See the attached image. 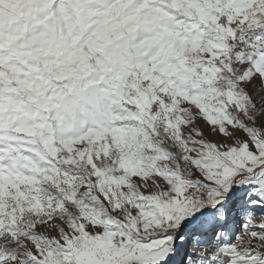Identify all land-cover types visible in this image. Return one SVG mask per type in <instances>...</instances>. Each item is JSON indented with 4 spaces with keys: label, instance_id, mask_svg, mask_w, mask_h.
Listing matches in <instances>:
<instances>
[{
    "label": "snow or ice",
    "instance_id": "obj_1",
    "mask_svg": "<svg viewBox=\"0 0 264 264\" xmlns=\"http://www.w3.org/2000/svg\"><path fill=\"white\" fill-rule=\"evenodd\" d=\"M0 264H264V0H0Z\"/></svg>",
    "mask_w": 264,
    "mask_h": 264
}]
</instances>
